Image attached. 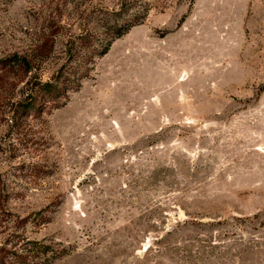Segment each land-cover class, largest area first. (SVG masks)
I'll list each match as a JSON object with an SVG mask.
<instances>
[{
    "label": "rangeland",
    "instance_id": "374dc122",
    "mask_svg": "<svg viewBox=\"0 0 264 264\" xmlns=\"http://www.w3.org/2000/svg\"><path fill=\"white\" fill-rule=\"evenodd\" d=\"M1 249L264 264V0H0Z\"/></svg>",
    "mask_w": 264,
    "mask_h": 264
},
{
    "label": "trees",
    "instance_id": "16d2710c",
    "mask_svg": "<svg viewBox=\"0 0 264 264\" xmlns=\"http://www.w3.org/2000/svg\"><path fill=\"white\" fill-rule=\"evenodd\" d=\"M22 62H23V64L26 66L27 69L30 68V67H29V61H27V59H23ZM47 85H49V84H47ZM49 92H52V89H50ZM52 93H54V92H52ZM0 251H1V252H5V250H3V249H1ZM0 264H1V263H0ZM3 264H4V262H3Z\"/></svg>",
    "mask_w": 264,
    "mask_h": 264
}]
</instances>
